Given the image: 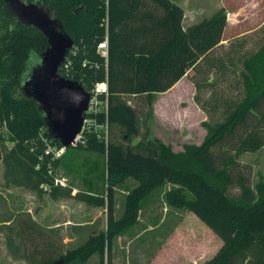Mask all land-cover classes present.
I'll list each match as a JSON object with an SVG mask.
<instances>
[{
	"label": "trees",
	"instance_id": "trees-1",
	"mask_svg": "<svg viewBox=\"0 0 264 264\" xmlns=\"http://www.w3.org/2000/svg\"><path fill=\"white\" fill-rule=\"evenodd\" d=\"M29 1L46 8L74 39L68 53L72 67L59 72L87 90L98 81H108L110 124L108 144L85 130V142L66 147L53 160L57 165L79 148L107 151V166L101 173L105 194L93 190L87 179L91 193L76 195L105 202L106 228L58 249L49 234L27 222L29 264H113L118 237L135 235L141 225L147 226L140 223L141 214L153 208L147 209L158 192L168 208L183 215L194 212L222 239L216 253L203 264H264V178L252 183L251 176L238 169L241 153L264 146V35L251 50L246 47L247 33L224 42L227 11L223 6L184 27L185 9L173 0ZM106 37L107 60L97 51ZM48 46V37L39 27L20 20L8 1L0 0V129L5 126L16 140L5 154L0 145L6 182L31 186L39 194L44 192L42 184L49 183L54 193L69 195L71 188L54 184L49 167L52 154L45 152L42 127H47L44 136L60 147L62 143L50 134L39 102L23 89ZM191 68L195 101L209 117L203 121L207 132L201 143L188 142L175 150L171 143L150 135L148 120L155 93L171 88ZM202 89L209 92L203 98ZM130 96L141 100L134 103ZM130 179L136 182L133 186H129ZM232 185L238 186L237 194L230 193ZM123 186L127 192L117 216V190ZM156 216L151 219L155 227L145 233L151 255L182 214L169 222L165 218L161 226H156ZM15 241L8 234L9 248Z\"/></svg>",
	"mask_w": 264,
	"mask_h": 264
},
{
	"label": "rangeland",
	"instance_id": "rangeland-1",
	"mask_svg": "<svg viewBox=\"0 0 264 264\" xmlns=\"http://www.w3.org/2000/svg\"><path fill=\"white\" fill-rule=\"evenodd\" d=\"M222 1L227 5L225 9L228 16L223 41L226 42L247 33V49L256 48L264 35V28H262L264 25V0H201L205 9L199 12V17L210 16ZM233 12H236V15H230ZM193 73L194 70L189 69L184 78L169 92L155 93L152 113L148 120L150 135L157 136L176 148H184V144L188 142L201 143L207 132L203 121L209 117L195 101L197 89L191 80ZM208 93V90L202 89L200 96L203 98ZM130 97L134 103L141 100L140 96ZM45 130L47 127H42L40 137L45 144V152L52 154L53 162L64 153L65 148L60 147L54 139L44 136L43 131ZM0 133L3 135L0 145L5 154L14 146L16 140L11 138L5 126L1 127ZM137 140L139 137L134 139V141ZM80 141L85 142V139L80 138ZM177 144L178 146H176ZM238 159L240 160L238 169L249 174L252 183L264 178V146L255 151H245L238 156ZM106 161L107 151L79 148L69 153L65 161L57 165L54 162L53 165L49 164L54 184L72 189L71 194L61 195L54 193V187L49 183L42 184L44 192L40 194L31 186L7 183L4 159L0 160V264H13V261L9 259L6 247L7 235L12 232L13 228L6 222L10 216L15 219L17 226L29 221L34 222V225L41 229L43 225L69 222L87 223L94 219L93 222L85 223L84 228L76 229L75 224H68L67 227L58 226L55 229L60 227L63 229L59 234L58 230L56 233H52L48 229L44 230V233L51 235L55 240L72 238L68 242L67 248L69 245L74 246L85 240L92 232L105 229V219L107 218L105 202L90 201L85 196L78 197L76 195L80 191H85L86 194L91 193L87 179L93 183V190L100 192L101 195L105 194L106 183L101 173L107 166ZM88 169L90 172H87ZM135 183V180H129V186H133ZM126 188L117 190V216L123 210ZM238 191L239 188L236 185H232L230 188L232 194H237ZM150 205H153V208L150 209L153 212L148 214L150 211L148 210L146 214H141L140 223L153 222L151 219L157 215L159 222L156 226H161L165 218L169 222L182 214L178 228L175 229L168 244L169 250L166 257L169 258V264H203L205 259L216 252L219 245L217 238L211 235V232L195 218L197 215L194 212L187 211L183 215L180 210L168 208L161 192L153 197V201L149 203L147 209ZM32 215L36 220L32 218ZM162 228H166V226L163 225ZM23 232L26 233L24 230ZM26 239L30 240L28 237ZM116 244L120 250L125 249L122 241ZM131 245L134 246V244ZM24 250L27 255V264H29L32 256L29 257L27 248ZM121 253H118L120 257H122ZM14 263L21 264L23 262Z\"/></svg>",
	"mask_w": 264,
	"mask_h": 264
},
{
	"label": "water",
	"instance_id": "water-1",
	"mask_svg": "<svg viewBox=\"0 0 264 264\" xmlns=\"http://www.w3.org/2000/svg\"><path fill=\"white\" fill-rule=\"evenodd\" d=\"M7 1L20 20L39 27L49 41L40 65L24 81L23 89L44 110L50 134L58 137L65 148L76 145L83 130L90 92L82 83L59 72L60 64L74 45V39L42 5L22 0ZM58 262L63 263V260Z\"/></svg>",
	"mask_w": 264,
	"mask_h": 264
},
{
	"label": "crops",
	"instance_id": "crops-1",
	"mask_svg": "<svg viewBox=\"0 0 264 264\" xmlns=\"http://www.w3.org/2000/svg\"><path fill=\"white\" fill-rule=\"evenodd\" d=\"M173 1L182 5L185 9V15L183 18L184 27L189 26L191 24H194L196 22H199L204 17H206V16H203L202 18L199 17V12L203 11L205 9L203 3H201V0H173ZM222 6L223 7L227 6L224 1H222L220 3V5L217 7V9L222 7ZM231 14L236 15V12L230 13V15ZM227 19H228V16H227ZM186 22H188V23L185 26ZM224 35H225V31L223 32V36ZM184 76L182 78H180L171 88H169L168 90H166L164 92H169L170 90H172L184 78ZM176 146H178V144ZM173 148L175 150H182L183 149V148H176L174 145H173ZM32 218H34L36 220V218L33 215H32ZM195 218H197V220L200 221L211 232V235H213V236H215V238H217L218 243H219V245L216 248V251H217L219 249V247L222 245V239L206 223H204L198 216L197 217L195 216ZM93 221H94V219L88 221L87 223L93 222ZM105 221L107 222V218L105 219ZM6 222H8V224H11L13 226L12 232H10L9 235L12 234L16 237L15 244L11 248H9L8 245L6 244L9 259L13 261V264H17L14 262H18V261L19 262L22 261L23 263H21V264H27V255H26V252L24 249H26V248L28 249L29 257H31V255H30L31 250H30V240L26 239L27 235H25V233L23 232V230L26 231L24 229L26 223H23V224H20V226H17V224H15V219L10 218V217L8 218V220ZM85 223L86 222L55 223L52 225H43L42 224L43 228L41 230L44 232L45 229H48L52 233H56V231L58 230L59 231L58 234H59L63 231V229H62V227L55 229L58 226L67 227L68 224H75V225L76 224L77 225L82 224V225H84ZM146 225H147L146 227H144L145 225H141L139 227V229L136 230L135 235L123 234V235H120L118 237L116 243H119V241L120 242L122 241L125 249L120 250V248L118 247V244H116V243L114 244V247H113V251H114L113 264H169V262H170L169 258L166 257L167 256L166 254L168 253V250H169L168 244H169L170 239L172 238V235L175 233V229L177 230L179 224L174 228L172 233L164 240L162 245L160 247H158L157 250L155 251V253L152 255L147 253V248H148V246H150V239L148 240L146 238L145 233L147 232V230L152 229L155 226L151 222L146 224ZM82 228H84V226ZM49 236L54 242H56L58 244V249H60V247L65 249L66 246H68L67 245L68 242L72 240V238L68 237V239L63 238L62 240L59 241V240L53 239V237H51V235H49ZM131 244H134L135 247L132 246ZM119 252H122L121 253L122 257H120L118 255Z\"/></svg>",
	"mask_w": 264,
	"mask_h": 264
},
{
	"label": "built area",
	"instance_id": "built-area-1",
	"mask_svg": "<svg viewBox=\"0 0 264 264\" xmlns=\"http://www.w3.org/2000/svg\"><path fill=\"white\" fill-rule=\"evenodd\" d=\"M22 1L30 2L29 0H22ZM73 46L72 48H70V50L73 49ZM97 51L101 54V56L105 57L107 60L109 55L107 37L98 43ZM68 53L65 57V60L59 66V70L61 71L68 72L72 67L71 58L68 57ZM84 63L86 64L87 61H85ZM96 66H98L97 63ZM88 91L90 92L89 106L84 112L85 118H84L83 130L81 134L78 136V139L80 140V138H83V132L85 130H90L95 132L98 138L104 140L108 144L110 137V124L108 120V96H109L108 81L107 80L98 81L91 89H88ZM102 115L103 116L105 115V117L103 118ZM61 147L65 148L63 145Z\"/></svg>",
	"mask_w": 264,
	"mask_h": 264
},
{
	"label": "flooded vegetation",
	"instance_id": "flooded-vegetation-1",
	"mask_svg": "<svg viewBox=\"0 0 264 264\" xmlns=\"http://www.w3.org/2000/svg\"><path fill=\"white\" fill-rule=\"evenodd\" d=\"M59 114V113H58Z\"/></svg>",
	"mask_w": 264,
	"mask_h": 264
}]
</instances>
